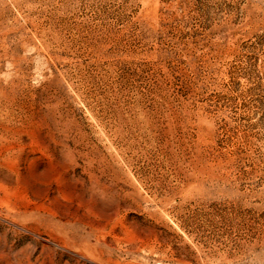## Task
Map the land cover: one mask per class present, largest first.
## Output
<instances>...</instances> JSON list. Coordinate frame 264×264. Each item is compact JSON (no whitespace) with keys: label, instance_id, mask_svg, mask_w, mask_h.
I'll return each mask as SVG.
<instances>
[{"label":"rangeland","instance_id":"rangeland-1","mask_svg":"<svg viewBox=\"0 0 264 264\" xmlns=\"http://www.w3.org/2000/svg\"><path fill=\"white\" fill-rule=\"evenodd\" d=\"M0 264H264V0H0Z\"/></svg>","mask_w":264,"mask_h":264}]
</instances>
